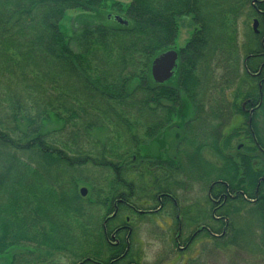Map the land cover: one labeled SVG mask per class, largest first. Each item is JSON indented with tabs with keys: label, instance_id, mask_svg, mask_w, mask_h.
<instances>
[{
	"label": "trees",
	"instance_id": "trees-1",
	"mask_svg": "<svg viewBox=\"0 0 264 264\" xmlns=\"http://www.w3.org/2000/svg\"><path fill=\"white\" fill-rule=\"evenodd\" d=\"M109 1L0 0V256L28 247L10 264H131L129 218L161 223L184 264L232 247L242 264H264V0H112L126 25L61 27L67 11ZM189 14L196 30L175 83H158L152 63ZM183 96L193 116L177 158H142ZM51 113L63 126L47 131ZM196 183L208 219L183 192Z\"/></svg>",
	"mask_w": 264,
	"mask_h": 264
},
{
	"label": "rangeland",
	"instance_id": "rangeland-1",
	"mask_svg": "<svg viewBox=\"0 0 264 264\" xmlns=\"http://www.w3.org/2000/svg\"><path fill=\"white\" fill-rule=\"evenodd\" d=\"M119 1L123 4H127L129 0H113ZM110 2V3H109ZM105 3V6H101L94 12H87L82 9H75L67 11L65 18L61 22V27L68 34L72 35L74 28L81 26V24H106V25H114L118 23L116 17H123L126 19L127 15L125 9H121L118 5H114L112 0ZM112 2V3H111ZM253 23L251 22V27ZM178 37L174 46V49L179 53V50L183 48L191 36L196 30V24L193 20L192 15H184L178 18ZM177 74V70L175 69L173 77L169 80L171 83H175V77ZM193 116V108L188 102L185 96L181 99V104L179 106L177 115L173 118L170 125H168L162 132H160L155 138H153L148 144L143 145L140 150V156L151 158L153 160L162 159V160H175L177 158L176 149L179 141L185 135L184 123L186 119H189ZM63 126L62 120H59L55 117L54 114H50L48 120H46L43 124L44 130H53L59 129ZM94 135L96 138L104 139L107 135L105 131H95ZM237 145H241L240 141L235 142ZM239 147H242L239 146ZM206 156L211 158L213 161H219L218 157L214 155V153L207 149L205 151ZM87 188V194L83 197H88L90 195V189ZM82 188L80 187L79 190ZM195 190V192H194ZM188 194L189 197L193 198V194L195 193V202H196V212L193 213L197 218L201 220L208 219L210 216V205L207 195L201 191V187L196 183L194 189H187L183 191ZM183 194V193H182ZM93 210L90 212L92 213ZM165 215H162L159 220L163 222ZM147 218H151L150 215ZM154 218V216L152 217ZM192 218L190 216L185 217L184 223L191 224ZM139 221V223L137 222ZM137 221H126V224L123 226L131 227L134 231H132L131 235V244L133 248L138 253L139 257H136L132 260L131 264H184L186 257L181 255L180 260L175 258V255H168L169 249L168 245L164 243L159 238L162 237L161 223L149 222L147 219L141 221L137 219ZM123 223V222H122ZM158 229V233L156 237L154 235L155 229ZM123 236V235H122ZM122 236L119 238L121 239ZM129 236V235H128ZM114 242V241H112ZM167 247V248H166ZM170 248V247H169ZM30 249L28 247H15L8 251V253L0 256V264H10L13 255H18L20 253L29 252ZM175 252V251H174ZM191 253H185V255H190ZM177 255V254H176ZM193 255V254H191ZM244 252H241V249L238 248H230L227 252L215 253L213 257H211V264H242V257H244ZM178 260V261H177ZM177 261V262H175Z\"/></svg>",
	"mask_w": 264,
	"mask_h": 264
},
{
	"label": "water",
	"instance_id": "water-1",
	"mask_svg": "<svg viewBox=\"0 0 264 264\" xmlns=\"http://www.w3.org/2000/svg\"><path fill=\"white\" fill-rule=\"evenodd\" d=\"M116 20L120 24L126 25L128 23L127 20H124L122 17H116ZM258 25V19H255L253 22V28L257 33L259 32ZM178 57L179 56L176 50H168L157 55L152 63L151 68L152 76L156 82L165 83L172 78L174 69L177 66ZM80 192L83 196H86L87 188L83 187Z\"/></svg>",
	"mask_w": 264,
	"mask_h": 264
},
{
	"label": "flooded vegetation",
	"instance_id": "flooded-vegetation-1",
	"mask_svg": "<svg viewBox=\"0 0 264 264\" xmlns=\"http://www.w3.org/2000/svg\"><path fill=\"white\" fill-rule=\"evenodd\" d=\"M128 220H129V218H128ZM124 227L128 228L127 226H124ZM119 230L120 229L116 230L115 233L111 236L110 243L112 245H115V246L121 245V239L119 238ZM112 241H114V242H112Z\"/></svg>",
	"mask_w": 264,
	"mask_h": 264
}]
</instances>
